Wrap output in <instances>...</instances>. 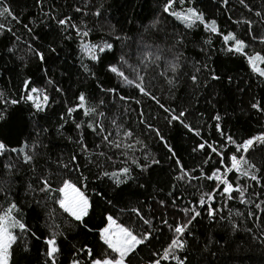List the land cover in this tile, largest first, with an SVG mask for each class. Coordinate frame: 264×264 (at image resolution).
<instances>
[{
  "label": "snow or ice",
  "instance_id": "obj_1",
  "mask_svg": "<svg viewBox=\"0 0 264 264\" xmlns=\"http://www.w3.org/2000/svg\"><path fill=\"white\" fill-rule=\"evenodd\" d=\"M74 2L76 6L65 0V4L72 8V14H68L63 10L65 5L50 3L49 0H34L35 7L39 10L38 15L29 23L22 24L29 39L24 41V56L17 58L22 62H25V58L36 62L42 73L40 79L44 86H34L37 82L28 77L23 79L18 96H12L10 93L6 95L0 91V106H3L0 107V121L7 120L9 106L23 104L28 108V120L32 129L18 147H9L0 140V197L3 198V203L0 204V264H23L28 260L27 254L31 252L33 240L43 244L40 253L43 257L42 264H58V257L62 254L59 240H67L69 232L81 230L96 235V251L86 243L80 246L72 244L69 264H144V258L140 256L144 249L148 250L146 264H205L207 255H214L212 245L216 241L213 240L211 229L222 226L225 222L233 232L240 229V223L232 219L231 210L229 215H224L228 201L238 199L239 203L248 209L246 216L239 210L235 212L241 222L249 219L259 221L261 217L256 214L257 211L264 213V199H260L261 193L254 187L264 190V177L261 175L264 168V124L256 134L238 138L222 128V122L228 115L227 108L224 109L223 115L216 111L211 116L213 125H208L207 122L203 125L193 124L189 120L193 115L200 118L204 116L202 111L197 110L194 113L193 109L204 96V90L213 82L224 85L229 90L237 86V80L232 75L218 72L212 66V57L216 50L212 47L211 37L222 38L224 46L220 49L221 53L238 55L246 60L252 75L257 78L258 87L264 86V54L259 51L249 53L246 51L249 44L244 39L232 31L227 34L222 32L216 19L205 16L197 0H164L161 8L164 19L161 14H157L147 24L139 23L135 38L129 36L123 27L117 26L119 21L112 23L109 18L111 5L107 0H101L98 4L94 0ZM221 2L228 4V0ZM239 3L250 13L253 11L246 0H239ZM124 6L130 7V0H124ZM254 16L256 20L243 19L233 23L245 24L252 40H259L264 44V34H252L253 24L264 28V5L254 12ZM168 17L178 22L183 30L174 24L171 32H165L161 25ZM0 19L9 23H22L20 15L14 13L7 0H0ZM126 22L134 23L131 14ZM201 27L209 36L202 40L189 39L190 34ZM44 29L55 32L57 39L48 41L49 32ZM5 32L20 41V36L16 35L11 26L6 27L4 23H0V35ZM96 34H99V39H93ZM67 41H74L76 45L74 51L80 73L77 80L85 83L89 79L96 81L100 95L90 97L86 91H78L72 106L65 101L64 111L53 131L56 137H64L63 129L71 121L77 135L75 139L71 136L64 138L69 143H74L78 151L70 154L67 160L62 156L53 160L49 148L52 136L50 129L45 127L42 121L47 119V113L52 106L60 103L53 93L61 98L65 94L50 69L51 64L61 56ZM117 44L120 55L115 63L109 62L106 65L107 72L118 77L121 85L133 88L142 97L154 101L165 114L164 119L169 128L179 124L188 133L199 138L191 149L193 153H204L202 164L197 168L184 167L165 134L147 121L143 110L138 113L139 125H143L139 132L119 122L117 115L110 120L113 130L105 127L106 114L102 110L106 106L104 97L115 99L120 85L103 86L98 80L96 68L106 54L116 50ZM189 44L198 49L200 59L185 55ZM133 45L137 50L136 65L129 63L128 53L125 51ZM16 50L15 43L7 49L13 55ZM124 67L130 70L132 77L126 74ZM149 69L157 70V75L167 85L166 99L170 101L168 106L162 103L160 96L146 84L145 77ZM11 71L13 69L4 65L0 69V76ZM65 75L68 73L61 72V76ZM182 86H187L189 91L178 100L177 92ZM250 90L249 88L248 91ZM237 91L243 93L245 88L237 86ZM219 95L213 86L212 92L204 96L205 102L215 109L220 103L216 99ZM209 96L211 98H208ZM131 98L119 94L120 101ZM171 102H176L175 106H172ZM135 103L139 105L142 101L136 99ZM248 107L264 120V99L252 96ZM74 113H82L86 119L77 120ZM209 127H214L221 137L219 142L203 137L202 129ZM84 129L90 130L100 143L93 140V147L90 148L84 137ZM144 137L155 138L166 150L164 163H174V183L167 193L170 199L157 201L161 208L171 207L175 211L171 223L166 217H161V223L171 235L159 249L154 247L153 240L156 233L162 230L154 226L153 220L138 206L144 202L137 201L135 205L129 202L117 207L106 190H97L91 186L89 175H94L95 181L101 184L108 182V188L113 193L121 186L145 189L149 172L154 166H160L162 160L150 150ZM137 152L141 155L137 156ZM257 153L260 154L259 164L254 159ZM117 155L124 158L119 162V166L106 168L105 162L115 164L113 157ZM213 155L217 157L216 161H212ZM209 162L216 166L210 173H205L204 165ZM230 174L236 177L235 181L231 179ZM142 177L145 178L144 182H141ZM200 179L214 182V187L201 193L195 201L178 204L177 201L183 199L182 193L179 192L180 187L191 185L192 181ZM240 180L246 183L241 184ZM249 189L252 191L249 192ZM21 192L23 198L18 201L16 197ZM173 193L177 195L174 196ZM217 197H220L222 202L219 207H214ZM94 198H99L105 205L102 226L97 228L89 225L94 211ZM152 198L155 199L154 196ZM148 211H152L150 206ZM28 212L35 214L36 225L28 222ZM125 216H128L127 221L122 219ZM202 221H207V225H202L208 229L204 234L197 229V224ZM256 226L259 227L258 224ZM245 230L252 232V228ZM261 242L264 243V239ZM17 250L24 254L20 261L15 260ZM197 251L200 253L199 257L196 256Z\"/></svg>",
  "mask_w": 264,
  "mask_h": 264
},
{
  "label": "trees",
  "instance_id": "obj_2",
  "mask_svg": "<svg viewBox=\"0 0 264 264\" xmlns=\"http://www.w3.org/2000/svg\"><path fill=\"white\" fill-rule=\"evenodd\" d=\"M11 5L15 14H19L21 17V24H15V22L9 23L0 19V23H4L6 27L11 26L13 31L16 32L17 36H20V41H16L15 37L10 33L5 32L0 35V69L4 65L8 68L13 69L11 72L4 73L0 76V91H3L6 95L11 94L12 96H18L19 90L22 85V81L25 78L32 77L37 83L34 86H44L43 81L40 79L42 73H40L37 64L34 60H27L22 62L17 57L24 56L25 45L24 41L28 40L29 37L26 31L23 29V23H29L30 20L37 17L38 9L35 7L34 0H7ZM50 3L61 4L64 6V11L68 14H72V8L65 4V0H49ZM95 3H100L101 0H94ZM249 7L252 8L250 13L242 5H240L239 0H228V4L224 5L221 0H197V4L202 8L205 16L209 19H216L220 27V30L227 34L228 31L234 32L239 38L244 39L246 43L249 44V48L246 49L249 53L253 51H259L264 54V44H261L259 40H252L251 36L248 35L247 26L243 23L236 24L233 21L252 19L256 20L254 16L255 11H259L261 6L264 5V0H246ZM72 6H76L74 0H69ZM107 3L111 5L109 9V18L112 23L119 21L118 27H123L129 36L136 37L137 25L141 22L147 24L153 19L157 14H161V8L164 0H130V7L126 8L124 6V0H107ZM131 14L134 21L133 24H127V18ZM162 19H164L163 14H161ZM231 17V19H229ZM90 26H91V20ZM176 24L180 30L182 26L178 25L173 18L168 17L165 19V23L161 25L165 32H171L173 25ZM39 30V29H38ZM44 31L49 32L48 41L57 39L56 33L50 31L49 29H44ZM253 35L264 34V28L258 24H253L252 27ZM209 34L205 33L200 29L190 34L189 39L202 40L208 37ZM93 39H99V34L93 36ZM213 43L212 47L216 50V54L212 57L213 67L217 69L218 72H226L232 75L237 80L238 87H244L245 92L241 93L237 91V86L232 87L230 90L224 85L216 84L213 82L208 89L204 90V96H208L212 92L213 86L215 91L220 93L216 96V99L220 101L216 108L213 109L211 105L205 102L204 96L201 97L199 104L195 105L193 112L197 110L202 111L204 116L202 118L195 115L189 117V120L193 124L203 125L207 122L208 125H213L214 121L211 120V116L215 114L216 111H220L224 114V109H228V115L222 122V128L228 134H232L238 138H247L251 135L256 134L261 130V125L264 124V120L248 107V101L252 96L257 99H264V86H257V78L254 77L247 66L246 60L238 55L224 54L220 52V49L224 46L221 37L212 36ZM16 44V54L13 55L7 51L9 47ZM75 42L67 41L65 42L64 50L61 52V56L56 59L54 63L51 64L50 72H54V78L60 82L61 86L65 90L64 97L61 98L58 94L53 93L60 103L52 106L51 110L47 113V119L43 120L42 123L45 127L50 129V135L52 136V142L49 145L52 159L55 160L57 157H63L65 160L73 152H77V146L74 143H69L64 137H73L75 139L77 133L74 130V125L69 121L63 129L64 137H56L53 131L54 126L59 122V116L64 111L65 101L69 106L75 103V94L78 91H86L90 97L100 95L96 88V81L91 79L87 82H80L77 80L79 73V65L76 63L75 58ZM128 53L129 63L136 65L137 61V50L135 46L131 49H125ZM120 55V48L117 44L116 50L112 53H108L104 56L103 61L96 68L97 77L99 82L105 87H116L118 88V94L115 99L105 96V107L102 109L105 111L104 125L109 130H113L110 124L111 118L114 115L119 116V122L125 124L126 127H132L137 129L139 132L143 129V125H139L138 113L143 110L144 116L147 121L156 127H158L163 134H165L168 143L176 151L177 157L181 160L182 164L186 169L197 168L198 165L202 164L204 159L203 152L193 153L191 151L192 147L198 142L199 138L188 133L187 130L183 129L179 124H174L171 128L166 125L164 119V113L155 102L150 100L148 97H142L135 89L121 85L118 77L113 74L108 73L106 70V65L109 62L115 63L117 57ZM185 55L200 59L201 54L198 49L193 48L192 44H189L185 50ZM25 63L27 66H25ZM123 70L132 77V73L126 67ZM162 70V68L160 69ZM190 70V69H186ZM61 72H67L68 75L61 76ZM145 82L148 86L161 98V102L165 103L166 106L170 103L166 99L167 85L164 80L157 75V70L149 69L145 77ZM150 82V83H149ZM251 89L248 91V89ZM163 89V91H161ZM51 91V90H50ZM189 88L187 86H182L177 92V98L185 96ZM119 94H124L132 97L127 101H120ZM208 98H211L209 96ZM140 99L141 104H136L135 100ZM215 102V101H214ZM172 106H175L176 102H171ZM3 107V106H0ZM125 109L127 111L125 112ZM44 115V114H42ZM74 117L77 120H84L82 113H74ZM155 117V119H153ZM31 124L28 120V108L27 106L21 104L15 107L9 106L8 116L6 121H0V140H3L9 147H18L22 140L30 132ZM202 135L207 140H216L219 142L221 137L215 132L214 127H209L202 129ZM84 137L89 147H93V140L96 143H100L99 139L88 129H84ZM145 142L149 145L150 150L156 155L157 158L162 160L160 166H154L147 176L146 188L141 190L135 186H121L116 192H112L108 188V182L101 184L99 181H95L94 175H90L92 180V187H96L97 190L107 191L108 196H110L117 207L123 206L131 202L135 205L137 201H143V205H138L143 208L144 212L148 214V218L153 220L154 226L160 228L162 231L156 233V238L153 240V245L156 249H159L165 244L167 238L171 235L167 228L161 223V217H166L169 222H172V217L175 214L173 208L168 207L167 209L161 208L157 201L160 199H170L167 197V193L171 190V185L174 183L172 177L175 174L173 171L174 163L173 161H168L164 163L165 149L160 146V143L152 137H144ZM47 142V141H46ZM103 150V149H98ZM228 153H231V148L228 149ZM111 154V153H109ZM137 156L141 154L136 153ZM14 156V154H13ZM122 156H114L113 160L115 164H110V162H105V167H117L119 162L123 160ZM259 164L260 154L257 153L254 157ZM217 157L212 156V161H216ZM6 162V161H5ZM43 161H41L42 163ZM214 165L213 162H209L204 165V172L210 173ZM55 167V165H53ZM96 171V169H94ZM262 177H264V168H262ZM233 181L236 177L230 174ZM19 179V177H17ZM145 178H141V182H144ZM241 184L246 183L244 180L239 181ZM264 182V181H262ZM247 183H253L247 181ZM214 187V182L205 179L194 180L191 185H182L179 192L182 193L183 199L178 200V204H183L187 201H195L203 192H208ZM255 187L256 191L261 193L260 199H264V190L259 187ZM252 189H249L251 192ZM177 195V193H173ZM235 196V193L233 194ZM155 197L153 199L152 197ZM22 196L16 197L19 201ZM221 198L217 197L214 207H219L221 203ZM3 203V198L0 197V204ZM6 206V205H5ZM149 206L152 211L149 212ZM229 210H231L232 219L240 223V229L233 232L228 224L225 222L222 226L213 227L212 237L216 241L212 245V252L214 255H207V260L205 264H264V213L257 211V215L261 217L259 221L244 220L241 222V218L235 216L237 210L247 214L248 209L239 203L238 199H233L227 202V208L225 209L224 215H229ZM105 211V205L99 201V198H94V211L92 213V218L89 221V225L93 228L102 226V214ZM28 222L31 225H36V217L33 212H28L27 215ZM127 221L128 216L122 218ZM134 220L135 217L133 216ZM59 223V220L57 221ZM259 225L257 227L256 225ZM202 225H207V221H202L197 224V229L200 233L204 234L208 231L206 227ZM252 228V232H248L245 229ZM203 240V235L201 236ZM88 244L93 246L94 251L97 247V238L94 233H86L83 230L79 232H69L68 239L59 240L60 247L62 249V254L58 257V264H69V259L72 252V244L80 246L81 244ZM202 246V245H201ZM151 247V246H150ZM43 250L42 242L32 241L31 242V252L28 255V260L24 261L23 264H42L43 257L40 255ZM22 254L19 250L15 255V260L20 261ZM140 256L144 258V264H146L148 259V250L144 249L140 252ZM196 256L199 257L200 253L197 251Z\"/></svg>",
  "mask_w": 264,
  "mask_h": 264
}]
</instances>
